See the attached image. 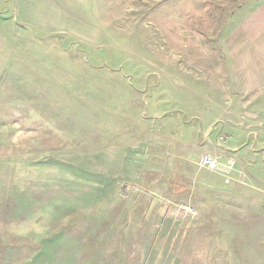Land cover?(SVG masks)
Listing matches in <instances>:
<instances>
[{
  "label": "rangeland",
  "instance_id": "1",
  "mask_svg": "<svg viewBox=\"0 0 264 264\" xmlns=\"http://www.w3.org/2000/svg\"><path fill=\"white\" fill-rule=\"evenodd\" d=\"M217 120L264 127V0H0V264H264V136L180 173Z\"/></svg>",
  "mask_w": 264,
  "mask_h": 264
},
{
  "label": "crops",
  "instance_id": "2",
  "mask_svg": "<svg viewBox=\"0 0 264 264\" xmlns=\"http://www.w3.org/2000/svg\"><path fill=\"white\" fill-rule=\"evenodd\" d=\"M216 122L220 123L219 125H220L221 131H219V133H218L219 135L217 134L219 144L215 150L217 151V153L221 154L225 158L231 157V158L235 159V157L238 156V152L240 151V148L238 146L234 145L236 143V139H233L230 135H228V137H227L225 134H223V130H225V129H227V130H231V129L239 130V132L241 133L240 137H242V136L259 137V135H261V134H262L261 135L262 137L264 136V127H259L260 128V130H259V128H257L258 125H255V126L252 125L251 126V123H250V125H249L250 128L248 130L247 129L248 126L245 125L244 123H241V124L239 123L235 126H233V125L226 126V122L222 123L221 121H218V120ZM259 125L261 126V124H259ZM243 128H244V130H243ZM206 133H205V135H206ZM224 135L226 136V139L221 141L220 136H223V138H225ZM231 142H234V144L229 145ZM255 151H257V150H255ZM183 158H184L183 160H185V161H186L185 158L189 159L186 162H181V164H180V165H182V167L180 168L181 175L184 176V175H186L185 171L188 172L187 175L184 176L186 182H199L201 184H202V182H217V184L212 183V187H217L220 190L227 188L225 178L218 172L212 171V175H215L213 179L212 178L211 179H209V178L199 179L198 177H196L197 172H199L198 168L196 169V166H194V164L198 165L197 164V162H198L197 161V159H198L197 154H191L190 156H184ZM240 161H241L240 166H237L236 171L233 173V182H236L237 184H239L237 186H239L240 188L245 187V190H246L247 188L252 187V186H250L249 183L247 184L248 186L244 185L247 183V179H250V176L248 175V171L245 167V162L242 160H240ZM231 182H232V180H231Z\"/></svg>",
  "mask_w": 264,
  "mask_h": 264
},
{
  "label": "built area",
  "instance_id": "3",
  "mask_svg": "<svg viewBox=\"0 0 264 264\" xmlns=\"http://www.w3.org/2000/svg\"><path fill=\"white\" fill-rule=\"evenodd\" d=\"M222 138L223 137H220V139ZM197 164L201 168L220 173L225 178L226 183L231 182L233 173L237 169V162L234 158H225L217 153L202 154Z\"/></svg>",
  "mask_w": 264,
  "mask_h": 264
}]
</instances>
